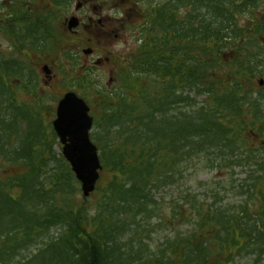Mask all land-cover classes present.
I'll return each mask as SVG.
<instances>
[{"label": "trees", "instance_id": "obj_1", "mask_svg": "<svg viewBox=\"0 0 264 264\" xmlns=\"http://www.w3.org/2000/svg\"><path fill=\"white\" fill-rule=\"evenodd\" d=\"M70 1L0 7V264H264V0H140L138 44L110 88L53 29ZM45 57L96 106L88 197L52 126ZM200 166L219 175L193 186Z\"/></svg>", "mask_w": 264, "mask_h": 264}, {"label": "rangeland", "instance_id": "obj_2", "mask_svg": "<svg viewBox=\"0 0 264 264\" xmlns=\"http://www.w3.org/2000/svg\"><path fill=\"white\" fill-rule=\"evenodd\" d=\"M9 1L10 0H0V7L7 4ZM77 1L78 0H71L69 7L63 9L61 14L53 15V29L59 32L63 38L64 44L68 46L69 51L72 54L70 57L71 61L69 62L77 63L78 69L80 67V69L84 71H90L91 74L95 76L94 78H97L100 84L107 86V88L114 87L119 84L117 74L118 64L126 60L128 54L135 49L139 41L137 40L139 32L138 25L142 23V19L140 18L137 10L139 9L138 4L140 0H104L106 3L104 6L105 10L102 11L103 17H108L110 23L112 24L111 31L109 33H102L95 27L91 28L86 22H84L83 25H79L76 29L69 31L67 29V20L71 16H83L86 18L88 14V7L81 8L79 11L76 10ZM117 17H120L119 20L117 22L114 21L113 23V19ZM114 33H117V38L114 37ZM91 40H93L94 43H92ZM89 47H93L94 51L92 54L87 55L83 52V49H87ZM0 52L4 54H9L11 52L10 40L1 32ZM105 57H109V62L105 63L101 67L93 66L96 59L101 58L103 60ZM55 59L57 58H42V61L38 66V71L42 85H44V81H46L47 78L49 79V75L52 76L51 80H48L47 83V85H50L49 92L52 96L59 98L65 91L73 90L67 88H71V85L75 84H73L74 81L65 79L62 75L57 74V68L54 63ZM45 63L49 66L50 70V73L47 75L41 71V66ZM65 63L67 66L68 61ZM79 73L80 70H77L76 75ZM62 86L67 88H63ZM86 95L90 101L93 100L90 94L86 93ZM50 103L55 104L54 100H51ZM90 104L92 108L91 112L93 113L96 110V106L92 102H90ZM56 150H59V148ZM234 171L233 175L237 184L245 176V170H243L242 167H235ZM188 173L190 174L189 182L193 184V186H197L199 180L207 181L209 177L219 175V173L215 171L208 173L202 166H200V168L196 167L190 169ZM195 190L202 192L199 187L195 188ZM229 193L231 195L233 194L232 192ZM166 199H168L167 195ZM167 232L168 230H158L154 232L152 241L162 240ZM251 262L252 256H248L237 258L234 263L229 264H251Z\"/></svg>", "mask_w": 264, "mask_h": 264}, {"label": "water", "instance_id": "obj_3", "mask_svg": "<svg viewBox=\"0 0 264 264\" xmlns=\"http://www.w3.org/2000/svg\"><path fill=\"white\" fill-rule=\"evenodd\" d=\"M77 18L68 20V28L77 26ZM84 49V53L91 52ZM101 61H96L99 64ZM49 73L48 66H42ZM263 81L260 80V84ZM86 101L75 91H66L56 105L52 126L61 144V153L68 161L84 197H88L95 189L102 168L98 148L90 138L93 116Z\"/></svg>", "mask_w": 264, "mask_h": 264}, {"label": "flooded vegetation", "instance_id": "obj_4", "mask_svg": "<svg viewBox=\"0 0 264 264\" xmlns=\"http://www.w3.org/2000/svg\"><path fill=\"white\" fill-rule=\"evenodd\" d=\"M105 1L104 0H78L76 3V10H80L81 8L84 7H88V14L86 16V18H84L83 16H75L77 18V26L79 25H83L84 22H86L89 27H95L97 28L98 31L102 32V33H109L111 31V26L112 24L110 23V20L108 17H103V13L102 11H104V6H105ZM138 11V10H137ZM79 14V12H78ZM72 17V16H71ZM120 17H117L115 19H113V23L114 21L117 22L119 20ZM68 23V21H67ZM75 28V29H76ZM70 31V29H69ZM72 31V30H71ZM117 33H114V37L117 38ZM92 43L93 40H91ZM94 47V46H93ZM92 48L91 53H93L94 49ZM101 58H98L97 61H101ZM109 58L105 57V59H103L101 61V64L97 65V67H101L103 66L105 63L109 62ZM96 61V60H95ZM94 65V64H93ZM96 67V65H94ZM52 76L49 75V79L47 78L46 81H44L45 83H48V80H51Z\"/></svg>", "mask_w": 264, "mask_h": 264}]
</instances>
